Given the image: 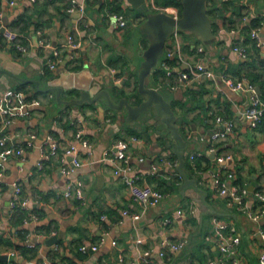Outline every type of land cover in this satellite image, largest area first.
Instances as JSON below:
<instances>
[{"label": "crops", "instance_id": "obj_1", "mask_svg": "<svg viewBox=\"0 0 264 264\" xmlns=\"http://www.w3.org/2000/svg\"><path fill=\"white\" fill-rule=\"evenodd\" d=\"M77 1L86 2L89 30L82 31L83 45L79 51L73 52L75 57L70 60L72 49L64 46L62 51L65 60L67 59L65 66L48 75L44 72V63L50 51L37 45L36 31L43 29L44 38L53 45L64 44L67 33L75 31L79 24L75 13L68 10V0L35 2L0 0V13L4 25L19 32L22 42L28 47L27 52L23 53L8 44L0 45V93L8 88L25 85L27 89H33L35 94L27 97L40 101V104L31 109L28 116L21 117L23 121H18L19 126L15 130L7 132L10 137L9 146L24 148L23 157H16L21 160L22 165L19 164V175L14 181L23 183L24 196L29 198L30 205L39 218L36 223H23L14 227L9 224L6 216L13 183H6L5 178L14 176L12 156L7 163L0 192L2 219L0 232L7 234L6 237L10 238L12 245L1 244L0 255L8 256L10 251H15L16 256L11 260L0 259L3 261L1 264H7L9 261L13 264H24L27 261L45 259H50L52 264H130L141 250L149 249H154L152 258L163 264H209L210 255L207 254V258L200 261L197 249L200 244H207L212 248L213 259L216 260L220 255L216 246L214 215L234 221L238 226L243 236L240 256L244 264H253V260L258 258L261 245L259 237L253 235L256 225L243 213L228 207L224 196H219L213 189L211 170L216 167V162L212 153L208 151L210 141L200 139L202 134L219 126L215 121L216 115L234 119L237 125L236 134L218 142L217 148L233 154L234 161L231 165L238 174L245 177L246 173H249L250 180L246 179L245 182L248 186L253 184L260 187L261 183L252 179L259 178L254 167L259 166L260 162L264 163L262 143L264 119L256 128L247 125L243 111L248 103L249 94L246 93L244 101L235 100L223 90L222 83L207 78L202 82L189 83L187 89L183 86L172 89L168 86V81L173 79L167 73L166 77L160 76L157 83L158 88L171 101L178 116L177 125L188 143L184 152L183 169L190 178L197 180L200 188L207 191L206 200L212 209L221 213L210 214V208L202 200V194L193 186L181 191L183 181L178 184L179 171L177 166L173 165L175 142L164 137L165 130L162 125L157 128L154 124H146L147 115H142L137 121L127 122L122 115L109 108L100 110V104L95 108L68 106L64 109L56 99V92L50 91L49 82L57 72L80 70L72 68L76 64H81L82 68H89L93 75L103 72L108 82H130L136 74L146 48V45L142 47L139 44L140 54L136 51L134 59L118 62L120 55L124 54L120 52L122 50L119 47L123 46L125 53L130 51L126 47H129L131 39L123 45L121 42L115 44L120 34L111 24L104 32V39H99L98 33L95 37L91 30L95 28L96 31V27L103 26L107 21L105 13L101 11L103 1L99 0L93 6L87 4V0ZM121 1L122 4H129L127 0ZM215 1L222 6L223 0ZM6 7L7 13H4ZM21 17L24 21L17 25ZM211 18L213 25H217L215 29L212 26L216 35L213 43L205 44L195 35L186 33L189 45L185 47L183 38L178 36L181 57H173L177 58L175 64L169 62L174 71L178 72L189 64L203 60L216 73L225 72L235 81L255 84L258 93L264 98V47H257L251 35L252 30L256 28L264 34V0L228 1L217 16ZM130 24L131 21L127 19V25ZM200 43L204 44L205 53L197 51ZM174 46H168L167 50ZM235 46L247 49V59H242L238 55L234 50ZM10 63L12 67L7 65ZM85 77L82 75L79 81L85 82ZM126 77L127 80L124 82ZM51 94L56 102L50 99ZM62 97L67 98L65 94ZM69 107L74 111L68 112L70 114L67 115L68 119L60 118V112H67ZM260 125L262 128H259ZM157 129L163 132L160 134ZM249 129L253 131L252 134ZM79 131H82V138L91 145L89 148L80 144L81 139L77 137ZM190 132L193 134L188 137ZM48 134H52L59 141V153L46 160L43 167L39 168L38 162L42 158L41 147ZM119 139L130 143L129 174L137 177L139 184L148 183L165 192L166 197L159 204L143 208L134 202L122 175L114 172L110 162L101 159L104 152L112 148ZM71 144L78 145L83 166L75 169L70 176H66L61 170L66 164L62 163L61 156ZM37 148L40 149V153L35 155ZM198 152L209 153L211 159L203 160L202 166L197 169L196 159L192 160L191 154ZM141 158L144 160L141 161ZM70 159L69 156L67 161ZM146 159L152 164L165 159L170 161V164L162 162L158 173L150 174L149 168L145 165ZM161 179L167 180L166 185L167 188L168 185L171 186L170 190H166V185L159 184L158 180ZM70 181L81 182L84 196L82 200L65 197L64 192ZM179 209L182 210V214L178 213ZM125 210L129 213L125 214ZM134 213H139L141 217L134 220L132 217ZM103 215L106 217L102 218ZM165 218H170L171 222L165 225L163 223ZM48 228L51 230L47 231ZM53 230L57 231V234L62 232L64 234L58 241L61 246L59 252H54L52 245L43 242L45 238L53 235ZM22 231L24 233L20 234ZM34 233L42 238V242H35V246L30 248L27 239L31 240ZM207 237L212 239L208 240ZM164 238L170 240L188 238L190 243L187 248L180 251L167 249L166 255L162 257L158 251L159 243ZM83 243H99V248L85 254L79 251ZM206 246L203 247L205 252Z\"/></svg>", "mask_w": 264, "mask_h": 264}, {"label": "built area", "instance_id": "obj_2", "mask_svg": "<svg viewBox=\"0 0 264 264\" xmlns=\"http://www.w3.org/2000/svg\"><path fill=\"white\" fill-rule=\"evenodd\" d=\"M35 2L36 0H32ZM70 13H79L78 21H84L88 26L87 20V6L86 2H79L77 0H68ZM149 8L152 12H166L172 15L174 18L178 19L181 16V10L177 5L165 4L157 2L156 0H146ZM105 16H111L117 20V23L124 27L127 25V18L125 14L117 10H109L105 12ZM79 37H76L74 33L68 32L64 44L53 45L50 41L44 38L43 29H37V45L44 50H49V55L46 58V69L49 71H57L60 67L65 66V55L63 53V47H70L72 53L70 55V60L75 57L73 52H77L81 49L83 45V35L79 27L76 29ZM178 30H175L172 36H175V46L169 50H165V55L161 61V67L166 70V73L173 81H168V86L172 89H177L182 86H187L191 82H202L204 79H210L217 83H222L233 87L236 90H241L249 94L248 103L243 111V117L248 126L251 128H256L262 122L264 118V98L260 96L257 91L255 84L244 83L243 81H235L230 75L226 73H216L212 70L203 60H198L192 64H189L185 69L178 72L174 71L173 66L168 62L169 58L175 56L181 57V45L178 41ZM252 37L255 39L257 47H264V34L258 28L253 29L251 32ZM8 44L14 47L19 52H27L28 47L22 42L21 34L10 27L4 25L2 15L0 13V45ZM234 50L242 59H247L248 52L243 46H235ZM197 51L199 53H205V46L200 43L197 46ZM46 69L44 72H46ZM40 104L38 99H29L25 92L21 89H6L0 93V192L1 183L6 174L7 163L9 159L16 155L20 158L24 155V148L22 146H9V134L6 132L7 126L15 122L21 117L28 116L31 113V109ZM215 121L218 123L217 128H211L207 133L200 136L201 140H209L210 147L208 151L214 154V160L216 162V167L211 170V183L213 189L219 196H224L226 205L238 212L243 213L248 220L255 223L256 229L253 232L254 236H258L261 245L258 253V263L264 264V191L260 187H255L250 190L248 184L241 185L237 182L238 172L231 165L234 161V156L230 151H225L217 148L218 142L225 141L231 135L236 134V122L232 118H226L222 115H216ZM82 131H79L77 137L80 140V144L85 148H89L91 145L87 140H84L81 136ZM193 132L188 134V137L192 136ZM34 137V135H32ZM130 143L127 140L119 139L117 140L112 148L106 150L102 156L103 161H108L113 167L116 174H121L122 178L129 190L131 199L138 203L143 208L148 206L159 204L165 197L166 194L159 188L154 187L151 184H139L137 182V177L131 176L129 171L131 169V160L128 153ZM60 143L52 134L45 136L44 145L41 147L42 158L38 162V167L42 168L44 162L59 153ZM205 153H192L191 159L195 160L199 156H203ZM71 157L67 161L68 157ZM62 163H66L61 167L62 172L66 176H70L72 172L83 166V161L80 158L79 147L76 144H71L68 146L62 156ZM144 159L141 158V161ZM170 161L161 159L156 164H152L148 169V173L157 174L160 169V164L162 162ZM178 160L173 161L174 166H178ZM198 169V168H197ZM179 177V172H177ZM181 181L178 182L181 183ZM12 194L9 201V209L7 214V219L15 214L17 210L23 209L27 212V217L24 219V224L36 223L38 220V215L35 210L30 205V200L28 197L23 195L22 183L20 181H14L12 184ZM67 198H76L82 200L84 198L81 189V182L70 181L67 184L66 190L64 192ZM125 214L129 211L125 210ZM179 214H182V210H178ZM106 216H102L105 218ZM134 220L141 217L139 213L132 214ZM2 220L0 219V225ZM171 222L170 218H165L163 223L169 224ZM214 232L216 239V246L220 252L218 258L211 259L209 264H244L242 257L240 256V246L242 243V233L234 221H228L221 218L218 215L213 216ZM52 234H57V231L53 230ZM211 240V237H207ZM28 246L34 247L35 243L29 238L27 239ZM190 240L188 238H181L177 240H170L164 238L160 241V249L158 254L160 256H165L167 249L172 251H180L189 246ZM115 244L116 241H113ZM54 252H59L61 249L60 244L55 243L52 245ZM99 248V243H83L79 251L88 254L92 251H96ZM154 249L141 250L137 257L133 259L130 264H163L152 258L151 254ZM16 256L15 251H10L8 253V259L11 260ZM7 264H13L9 261ZM24 264H52L50 259L45 260H33L27 261Z\"/></svg>", "mask_w": 264, "mask_h": 264}, {"label": "water", "instance_id": "obj_3", "mask_svg": "<svg viewBox=\"0 0 264 264\" xmlns=\"http://www.w3.org/2000/svg\"><path fill=\"white\" fill-rule=\"evenodd\" d=\"M102 1L100 0V2ZM127 1L144 15L145 19L139 26V33L148 40V45L143 51L142 60L134 75L137 80L135 100L126 92L119 96L120 92L113 88L114 84L120 87L124 83L108 82L105 80L103 72L93 75L90 69L86 67L71 72H57L56 76L49 82V89L56 92V99L64 109L68 106L92 108V106L97 107L96 105L100 104V110L112 109L117 114L122 115L127 122L137 121L142 115H147L146 124H154L157 128L162 125L165 131L157 129L160 134L163 132L165 138H171L175 142L174 153L179 162L177 169L183 179L180 186L181 191L183 192L186 187L193 186L202 194V200L210 208L209 213L221 214L212 209L206 200L207 191L200 188L197 180L190 178L183 169L187 140L177 125L178 116L171 101L153 80L154 72L161 67L167 41L175 30L193 34L205 44H211L216 40L212 27L213 19L208 13L210 0H181V16L178 19L166 12H152L146 0ZM74 16L78 17L79 13H75ZM82 75L86 76L83 83L79 81ZM126 80L127 77L124 82ZM65 93L68 94L67 98L62 97ZM212 155L214 157V154ZM145 165L150 168L152 163L146 159ZM249 188L253 190L254 185H250ZM63 236V232L54 234L45 238L43 242L53 245ZM0 259L7 260V254L0 255Z\"/></svg>", "mask_w": 264, "mask_h": 264}, {"label": "rangeland", "instance_id": "obj_4", "mask_svg": "<svg viewBox=\"0 0 264 264\" xmlns=\"http://www.w3.org/2000/svg\"><path fill=\"white\" fill-rule=\"evenodd\" d=\"M157 2H160V4H162V3H167V4H170V3H173V0H156ZM170 2V3H169ZM121 6L117 9V11H121V12H123L124 14H125V16H126V18L129 20V21H131V24L130 25H126V26H124V27H122V26H120L118 23H117V20L115 19V18H113V17H111V16H106V18H107V21L104 23V25L103 26H101V27H96V31H95V28L93 29V30H91L92 31V33H93V35L96 37V35H97V33L99 34V39H104L105 38V35H104V32H106V30H107V27H108V25H113L114 27H115V31H117V32H119V36H118V39H117V41L115 42V44H118V42H121L122 43V45H123V43H126L127 42V40H130L131 39V41H130V45H129V47H126V48H128V50H130V51H128V52H124V48H123V46H121V47H119V49L120 50H122V51H120L121 53H124V54H121L120 55V58H119V60H118V62L120 61V62H128V60H130V59H134V55H135V52L137 51V54H140L139 53V51L141 50V47H139V44H141V46L142 47H144V45H146L147 43H148V40L146 39V38H144V37H140V35H139V26H140V24L144 21V19H145V17H144V15L143 14H141V13H139L131 4H120ZM107 9H109V10H116L115 9V7L113 6H111V5H108V1L107 0H105L103 3H102V7H101V11L103 12V13H105L106 11H107ZM4 13H7V7L4 9ZM78 27H79V29L81 30V31H84V30H89L88 29V26L85 24V22L84 21H81L79 24H78ZM74 34H75V36L76 37H79V35H78V33H77V31H76V28H75V31H72ZM178 36H180V37H182L183 38V40H184V43L186 44V46L185 47H187L189 44H188V40H189V38L187 37V35H186V33H184V32H181V31H179L178 32ZM174 43H175V36H171V38H169V40L167 41V48H168V46H170V45H172V46H174ZM123 48V49H122ZM173 48V47H172ZM17 50V49H16ZM136 54V55H137ZM112 61V60H111ZM8 66H10V67H12V64L10 63V64H7ZM44 69H46V65H45V63H44ZM48 73V75H51L52 74V71H49L48 69H46V74ZM225 73V72H224ZM227 74V73H226ZM120 82V81H119ZM135 83H136V81H135V76L132 78V81H130V82H126V83H124L123 85H121L119 88H116L115 86V90H117V92H120L118 95L119 96H121L122 94H123V92H121V91H124V92H126L128 95H130L131 97H133V100H135V90H134V88H135ZM184 88H186L187 89V86H183ZM18 88V87H17ZM17 88H8V89H17ZM20 88L25 92V94L27 95V96H29V97H32V96H34L35 94H34V92H33V89H27L26 88V86L25 85H22V86H20ZM223 90H225V92L229 95V96H231L233 99H235V100H239V101H244V99L246 98V92H243V91H241V90H236V89H234L233 87H231V86H229V85H226V84H223ZM126 94V95H127ZM65 95L66 96H68V94L67 93H65ZM39 97V96H38ZM45 97V96H44ZM40 98V97H39ZM50 99H52V102H56V99H54V98H50ZM71 107V106H70ZM68 108L69 110L67 111V112H63V111H61L60 112V115H61V117L60 118H63V119H65L66 117H67V115L69 114L68 112H70V111H74V109H72V108ZM59 114V113H58ZM69 116H70V114H69ZM23 118H19L18 120H16L15 122H12V123H10L8 126H7V128H6V132H9V131H13V130H15L18 126H19V124H18V121L19 120H22ZM67 119H68V117H67ZM23 121V120H22ZM21 121V122H22ZM22 126V125H21ZM251 134H252V130L251 129H249L248 130ZM262 143H264V138H263V140H262ZM40 153V149L39 148H37L36 149V153H35V155H37V153ZM16 157H18V156H13V158H12V160H11V162H12V164H14V168H13V173H14V176L13 175H11V176H8V177H6L5 178V181H6V183H8V184H12L13 183V181L15 180V179H17V177H18V166H19V164L20 165H22V162H21V160H19V159H16ZM19 158V157H18ZM24 164H25V162H24ZM259 165V164H258ZM255 168V170L258 172V174H259V178H257V179H252L253 181H256L257 183H261V185H260V189L261 190H263L264 191V163H261L260 162V165L259 166H255L254 167ZM250 176H249V173H246V175H245V181H249L250 180V178H249ZM247 179V180H246ZM22 183V182H21ZM248 183V182H247ZM22 189H23V183H22ZM23 195H25L24 194V192H23ZM221 218H223L224 219V217H221ZM1 219V218H0ZM2 220V219H1ZM225 220H228V219H225ZM229 221V220H228ZM203 234V233H202ZM31 241H33L34 243L36 242H42V238L41 237H39L37 234H33L32 236H31ZM253 264H259L258 263V258L256 257L254 260H253Z\"/></svg>", "mask_w": 264, "mask_h": 264}, {"label": "trees", "instance_id": "obj_5", "mask_svg": "<svg viewBox=\"0 0 264 264\" xmlns=\"http://www.w3.org/2000/svg\"><path fill=\"white\" fill-rule=\"evenodd\" d=\"M99 0H93L92 2H91V0H87V4H89V5H92L93 6V4L94 3H96V2H98ZM105 0H103V2H104ZM108 1V5H111L112 7L114 6L115 7V9L117 10L121 5V3H122V1L121 0H107ZM228 1H233V0H227V1H224L223 0V2H221V4H222V6H226V4H227V2ZM170 3V2H169ZM167 4V3H166ZM170 4H174V5H177L179 8H180V10L182 9V3H181V0H173V3H170ZM222 6L220 7V5H219V3L217 2V1H215V0H210L209 1V3H208V13H209V15L210 16H212V17H216L217 16V13H219L220 12V10H221V8H222ZM219 16H220V14H218ZM20 21H24V19L21 17L20 19H19V21H17V25L18 24H20ZM216 24H214L213 25V27H214V29L216 28ZM22 28H24V27H22ZM26 28H28V25L26 26ZM146 47H147V44H146ZM176 60H177V58H172V59H168V62H170V63H172V64H175L176 63ZM72 68H75V69H81L82 68V65L81 64H76V65H74V66H72ZM160 76H163V77H166V71L165 70H163V68H158L155 72H154V74H153V80H154V82H155V84H157L158 82H159V77ZM135 81H136V83H135V88H134V90H135V93H136V85H137V80L135 79ZM119 88V87H117L115 84L113 85V88ZM17 89H21L20 87L19 88H17ZM22 90V89H21ZM121 92H123V94L122 95H124L125 94V92L124 91H121ZM92 107H94V106H92ZM95 108V107H94ZM109 110H111L112 111V109H109ZM264 119V118H263ZM259 128H262V125H260V127ZM174 159L175 160H178V158H177V156L174 154ZM210 157H209V153L208 154H204L203 156H199V157H197V159H196V161H195V165H196V168H199V167H201L202 166V161L204 160V161H210ZM208 167V166H207ZM207 167H205V168H207ZM157 177H154V179H156ZM245 177L243 176V175H241V174H238V179H237V182L239 183V184H241V185H244V184H246L245 182V179H244ZM182 179H181V177H179L178 178V181H181ZM159 181V184L161 185V186H163V185H166V183H167V180L165 181L164 179H161V180H158ZM170 188H171V186L170 185H168V188H167V185H166V190L167 189H169L170 190ZM209 195L211 194V193H208ZM39 216V215H38ZM27 217V212L25 211V210H23V209H19V210H17V212H15V214L14 215H12L10 218H9V224L10 225H12L13 227L14 226H18L19 224H23L24 223V219ZM11 226V227H12ZM51 229L50 228H48L47 229V231H50ZM24 232L22 231L20 234H23ZM201 235H202V233H201ZM7 236V234L5 233V232H0V245L1 244H6V245H8V246H10V245H12V242H11V240H10V238L9 237H6ZM207 244H200V247L198 246V249H197V251H198V253H199V260L200 261H204L205 260V258H207V254H209L210 255V257L208 258V260L209 259H213V251H212V248H211V246L210 245H207ZM206 246V248H207V252H205V251H203V247H205ZM194 254V253H193ZM192 256V255H191ZM193 257V256H192ZM1 263H3V261H0V264Z\"/></svg>", "mask_w": 264, "mask_h": 264}]
</instances>
